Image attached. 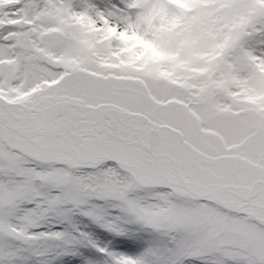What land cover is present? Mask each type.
Listing matches in <instances>:
<instances>
[{
	"label": "snow or ice",
	"instance_id": "6c2138e0",
	"mask_svg": "<svg viewBox=\"0 0 264 264\" xmlns=\"http://www.w3.org/2000/svg\"><path fill=\"white\" fill-rule=\"evenodd\" d=\"M56 249L264 264V0H0V264Z\"/></svg>",
	"mask_w": 264,
	"mask_h": 264
},
{
	"label": "rangeland",
	"instance_id": "374dc122",
	"mask_svg": "<svg viewBox=\"0 0 264 264\" xmlns=\"http://www.w3.org/2000/svg\"><path fill=\"white\" fill-rule=\"evenodd\" d=\"M59 227H67V225H60ZM47 228V226H46ZM41 229V230H46ZM91 231L94 232V234L101 240H106L108 239L107 234L103 233L102 230L95 228V227H90ZM56 250L49 251L48 255L45 257H31L27 264H42V261H47L48 264H82L81 258L80 257H72V256H57ZM85 256L91 255L90 252L85 251L84 252Z\"/></svg>",
	"mask_w": 264,
	"mask_h": 264
}]
</instances>
